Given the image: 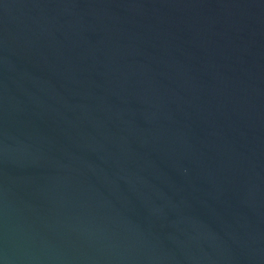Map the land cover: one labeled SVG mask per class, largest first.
Listing matches in <instances>:
<instances>
[{
    "label": "water",
    "instance_id": "obj_1",
    "mask_svg": "<svg viewBox=\"0 0 264 264\" xmlns=\"http://www.w3.org/2000/svg\"><path fill=\"white\" fill-rule=\"evenodd\" d=\"M0 264H264V0H0Z\"/></svg>",
    "mask_w": 264,
    "mask_h": 264
}]
</instances>
